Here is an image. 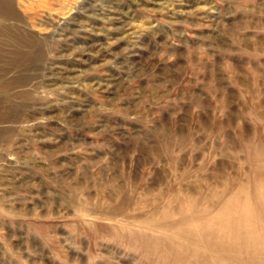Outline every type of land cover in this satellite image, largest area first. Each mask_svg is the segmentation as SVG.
<instances>
[{
    "label": "rangeland",
    "instance_id": "rangeland-1",
    "mask_svg": "<svg viewBox=\"0 0 264 264\" xmlns=\"http://www.w3.org/2000/svg\"><path fill=\"white\" fill-rule=\"evenodd\" d=\"M0 264H264V0H0Z\"/></svg>",
    "mask_w": 264,
    "mask_h": 264
}]
</instances>
